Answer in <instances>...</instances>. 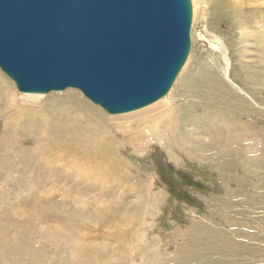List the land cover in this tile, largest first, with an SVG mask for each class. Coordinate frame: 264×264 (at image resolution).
I'll return each instance as SVG.
<instances>
[{
	"label": "rangeland",
	"instance_id": "rangeland-1",
	"mask_svg": "<svg viewBox=\"0 0 264 264\" xmlns=\"http://www.w3.org/2000/svg\"><path fill=\"white\" fill-rule=\"evenodd\" d=\"M219 8L200 1L165 100L120 118L74 87L32 99L0 69V264H264V0ZM68 114L73 138L43 148ZM93 135L116 152L87 170L59 153ZM109 163L122 181L95 174Z\"/></svg>",
	"mask_w": 264,
	"mask_h": 264
},
{
	"label": "water",
	"instance_id": "water-1",
	"mask_svg": "<svg viewBox=\"0 0 264 264\" xmlns=\"http://www.w3.org/2000/svg\"><path fill=\"white\" fill-rule=\"evenodd\" d=\"M191 23V0H0V69L20 92L74 87L124 113L169 91Z\"/></svg>",
	"mask_w": 264,
	"mask_h": 264
},
{
	"label": "bare ground",
	"instance_id": "bare-ground-1",
	"mask_svg": "<svg viewBox=\"0 0 264 264\" xmlns=\"http://www.w3.org/2000/svg\"><path fill=\"white\" fill-rule=\"evenodd\" d=\"M200 1L201 0H191V2H192V9H193V11H192V15H193V17L195 16V14L197 13V11H198V9H199V7H200ZM214 1H218L219 3H220V8H222V7H225V6H229V7H233L234 9H238V7L244 2V0H214ZM255 1H258L259 2V4L261 3V2H263V0H255ZM261 6V5H260ZM220 8H219V11H220V13H221V10H220ZM219 13V14H220ZM214 38L217 40V41H219V38L218 37H216V36H214ZM225 60L227 61V65H226V70H228V65H229V63H228V59L226 58V56H225ZM186 62V61H185ZM185 62H184V64H183V66L185 65ZM182 66V67H183ZM179 73V72H178ZM227 74V73H226ZM0 79H2V80H4L3 78H2V76L0 75ZM13 81V80H12ZM14 82V81H13ZM174 82V81H173ZM15 85H16V83H15ZM168 93V92H167ZM166 93V94H167ZM22 94H24V95H27V96H30V98H32V99H35L36 97H38V96H40V95H43V94H40V93H23L22 92ZM66 94H69V95H76L73 91H67L66 92ZM164 95V96H162L161 98H159V100H161V99H163V100H165V98H166V96L167 95ZM11 96H12V94H11ZM9 97H10V95H9ZM8 98V97H7ZM158 101V100H157ZM157 101H155V102H157ZM155 102H153V103H151V104H149V105H147V106H144V108H142L141 110H145V108H147L148 106H151V105H153ZM16 105H17V99H16V96H12V98H11V100H10V102H9V105H7L6 107L9 109V108H11V107H13V106H15L16 107ZM69 106H72V105H69ZM77 106V108L78 109H80V110H85L86 111V113H87V118H86V121H94V115H92L91 113L92 112H94V111H98L96 108H95V106H91V105H88V104H86L85 102L84 103H82V104H77L76 105ZM18 107V106H17ZM16 107V108H17ZM136 110V109H135ZM64 111V110H63ZM23 113H24V111H23ZM129 113H131V112H129ZM129 113H125V114H128L129 115ZM22 115V112H18L17 113V115L16 116H19V115ZM76 114V113H75ZM125 114H114L115 116H125ZM131 114H134V113H131ZM35 115V114H34ZM76 116H77V114H76ZM67 117H69V121H67V123H65V124H61V122L60 123H58L57 122V124H56V128L55 129H53L52 130V132H51V140L48 142V144H46V145H43V148L45 147L46 149H49V148H51V146H54L55 147V142H57L58 140H61V139H70V138H73V134L72 133H68L69 131H73L74 129H71V128H73L75 125H79L80 124V119H79V117H74V116H70V114H68L67 115ZM118 118H120V117H118ZM64 119H65V117H64ZM66 120H67V118H66ZM71 120V121H70ZM52 121V120H51ZM51 121H50V123H51ZM54 121V120H53ZM57 121V120H56ZM55 122V121H54ZM63 122H65L64 120H63ZM60 124H61V126H60ZM71 124V125H70ZM63 125V126H62ZM54 127V126H53ZM76 127V126H75ZM74 127V128H75ZM135 129H137V127L135 128ZM143 129V128H142ZM145 129L147 130L146 131V134L147 135H149V130L147 129V127H145ZM75 130H77V129H75ZM139 130V129H138ZM144 130V129H143ZM125 131L126 130H123V133H125ZM140 131V130H139ZM79 131L77 130V133H78ZM74 133V132H73ZM76 133V132H75ZM81 134V133H80ZM155 134V133H154ZM43 135V134H42ZM153 135V134H152ZM57 136H60V137H57ZM77 137H78V134H77ZM94 137H99V136H97V135H93L92 137H91V139H90V142H95V146L96 147H98V148H96L97 149V152H93V149H92V147L90 146V142L88 143V144H81L80 142L79 143H77V141H75L74 143L73 142H71V140H75V139H71L70 140V142L71 143H68V144H66V146H61L59 149H60V154L61 155H71L74 159H75V161L77 160H79L78 162H81L82 164H84V167L86 168V167H90V166H88V161H86V159L90 156V155H93V156H99V157H104V156H107L108 155V153L110 152V150H113V152H116V150L113 148V147H111L112 145L111 144H108V145H99L100 143H99V141L98 140H96ZM79 138V137H78ZM104 137H102V139H103ZM77 139V138H76ZM79 141V140H78ZM83 141V140H82ZM61 142V141H60ZM76 143V144H75ZM88 148V150H87V148ZM90 147H91V149H90ZM58 148V147H57ZM100 148V149H99ZM41 150V149H40ZM119 150V149H118ZM43 151V150H42ZM48 150H45V152H47ZM89 151H92V153H89ZM118 152V151H117ZM67 153V154H66ZM94 153V154H93ZM58 155V154H57ZM111 162H112V160H111ZM114 162V161H113ZM116 162H118V160L116 159V161H115V163ZM115 163H112V164H107V166H109V168L107 169V171H108V174H103V173H95L96 175H100V176H98V177H102L103 179H105V180H109V178H116V179H118V180H120V181H122V179H123V176L118 172V170H117V166H116V164ZM88 168H86V170L88 169ZM86 170L85 169H83V172H82V174H84L85 175V172H86ZM89 173V172H88ZM91 173V172H90ZM86 174H87V172H86ZM90 175V174H89ZM113 175V177H111Z\"/></svg>",
	"mask_w": 264,
	"mask_h": 264
}]
</instances>
